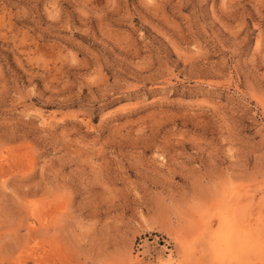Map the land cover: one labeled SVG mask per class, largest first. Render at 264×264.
Instances as JSON below:
<instances>
[{
  "label": "rangeland",
  "instance_id": "1",
  "mask_svg": "<svg viewBox=\"0 0 264 264\" xmlns=\"http://www.w3.org/2000/svg\"><path fill=\"white\" fill-rule=\"evenodd\" d=\"M0 264H264V0H0Z\"/></svg>",
  "mask_w": 264,
  "mask_h": 264
},
{
  "label": "bare ground",
  "instance_id": "2",
  "mask_svg": "<svg viewBox=\"0 0 264 264\" xmlns=\"http://www.w3.org/2000/svg\"><path fill=\"white\" fill-rule=\"evenodd\" d=\"M230 235H231V234H230ZM230 235H229V236H230ZM251 243H252L251 235H250V233H247L246 236H245V238H244V240H243V244H242V246H243L244 248H247V247L250 246Z\"/></svg>",
  "mask_w": 264,
  "mask_h": 264
}]
</instances>
